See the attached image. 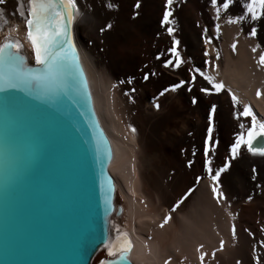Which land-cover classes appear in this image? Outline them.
<instances>
[{
	"label": "bare ground",
	"instance_id": "1",
	"mask_svg": "<svg viewBox=\"0 0 264 264\" xmlns=\"http://www.w3.org/2000/svg\"><path fill=\"white\" fill-rule=\"evenodd\" d=\"M190 1L195 15L189 16L186 23L179 11L170 7L175 30L169 36L167 26L160 23L165 0H139L138 8L137 0H75L73 44L86 72L98 118L113 147L109 172L123 198L122 213L118 209L120 216L114 212L109 217L110 235L91 264L107 258L106 246L118 247L125 238L132 245L128 257L135 264H164L166 260L172 264L176 259V248H170L173 243L197 260L201 253L200 233L205 237L206 250L217 247L211 235L219 219L227 218L236 227L242 223L245 210L251 209L257 217L262 214L259 206L264 195V156L241 146L232 159L229 148L235 139L230 135L242 131L240 126L234 130L233 124H243L245 129L246 123L251 124L250 117L233 115L241 112L245 104L258 122H264L260 112L264 104V70L248 50L255 38L264 53V17L252 21L245 16L237 21L246 35L238 36L242 44L234 54L224 36L228 30L221 25L217 32L218 24L212 18L217 12L211 0ZM221 3L217 0V7ZM245 3L246 0H233L218 17L244 16ZM0 6V44L14 40L27 63L35 64L25 27L28 0H4ZM253 28L255 36L250 35ZM173 38L179 42L177 51L182 64L165 68L166 61L175 59L169 52ZM204 75L223 85L219 93ZM180 81L185 83L171 91ZM202 88L208 90L207 94L201 92ZM258 90L259 104L253 98ZM229 92L237 98L235 107ZM212 105L216 106L213 136L218 141L212 156L213 173L224 165L226 157L229 163L218 178V192L224 197L219 203L211 191L213 182L203 168L202 145ZM130 140L139 149L137 160L134 158L137 168L129 156L133 152V147L129 151ZM237 170L257 177L240 182L235 176ZM135 176L142 184L138 190L144 198L136 194ZM134 194L143 199H136ZM162 208L164 214L160 215L158 210ZM165 216L169 217L166 223Z\"/></svg>",
	"mask_w": 264,
	"mask_h": 264
},
{
	"label": "water",
	"instance_id": "2",
	"mask_svg": "<svg viewBox=\"0 0 264 264\" xmlns=\"http://www.w3.org/2000/svg\"><path fill=\"white\" fill-rule=\"evenodd\" d=\"M76 54L86 93L74 70L54 94L0 92V264H91L110 235L113 147Z\"/></svg>",
	"mask_w": 264,
	"mask_h": 264
},
{
	"label": "snow or ice",
	"instance_id": "3",
	"mask_svg": "<svg viewBox=\"0 0 264 264\" xmlns=\"http://www.w3.org/2000/svg\"><path fill=\"white\" fill-rule=\"evenodd\" d=\"M4 0H0L3 4ZM174 0H165L163 17L161 19V26H167L166 31L169 36H173L174 21L170 19L172 12L170 6ZM233 0H222V3L217 7V0H211L213 8L217 12V16L221 10L229 9ZM30 5L27 11V18L25 20V27L27 29L26 36L31 44V50L34 56V62L37 67H30L25 58L19 54L18 51H13L19 47L18 44L6 42L0 44V92L9 89H18L32 94L35 92L37 97L40 98L45 95L54 94L66 89L67 81L72 75L73 70L79 74L81 78V86L86 93V82L83 81V73L79 66V58L76 54V48L72 39V25H73V9L76 7L75 0H28ZM139 0L135 7H139ZM112 7V5H109ZM245 16H250L252 21H256L264 17V0H246L244 4V16L230 18L228 23H237L238 20H243ZM106 27H111L107 25ZM217 32L219 30V25ZM104 31V29H101ZM250 35H256V29L251 30ZM178 41L173 38L172 47L169 52L175 58L168 60L164 63V67L169 66L176 68L182 64V60L177 51ZM234 47V46H233ZM255 51V49H253ZM207 55V52H205ZM259 63L264 66V53L260 54ZM203 75V74H202ZM144 79L147 80L148 76L145 74ZM195 79V77H193ZM204 79L211 84L212 89L219 93L223 87L220 83L213 82L212 78L204 75ZM185 82L180 81L171 87V91H175L181 87ZM169 89H165L168 91ZM207 89L202 88L201 92L207 94ZM163 94V93H161ZM231 96L233 106L238 103L236 96ZM260 95L259 90L257 96ZM192 103L195 104L196 100L193 98ZM158 107V106H157ZM216 106L212 105L207 116L206 135L203 140V168L208 174V178L213 182L211 188L214 198H217V203L223 199V193L218 192L219 183L218 178L228 167V157L225 158V163L222 167L217 168L213 173L211 164L212 156L215 154L218 141L214 139V125L213 113ZM234 117H250L251 124L245 129L243 124H240L242 131L235 136L234 142L230 145L229 154L232 159H235L239 154L241 146L247 148V151L254 154L264 156V147H256L254 141L258 137L264 138V122H258L257 117L253 114L250 107L245 104L243 110L239 113H234ZM191 164V161H189ZM255 171V170H253ZM200 177H197L199 182ZM191 191V189L189 190ZM251 199V197H249ZM179 203V202H178ZM175 211V208L172 209ZM169 217H164V222L168 221ZM163 225H161L162 227ZM247 231V230H245ZM233 236H235V228H232ZM251 235V233H249ZM131 243L125 238L118 247H107V255L109 257H116V260H100L99 264H118V262H126L127 254L131 250ZM223 247V241H221ZM264 247V245H262ZM203 261V254L200 257ZM253 259L256 257L254 255ZM164 264H168L166 260ZM239 264V262H237Z\"/></svg>",
	"mask_w": 264,
	"mask_h": 264
},
{
	"label": "rangeland",
	"instance_id": "4",
	"mask_svg": "<svg viewBox=\"0 0 264 264\" xmlns=\"http://www.w3.org/2000/svg\"><path fill=\"white\" fill-rule=\"evenodd\" d=\"M192 5L193 4L191 3L190 0H174V3L170 7L177 9L179 11L184 23H186L189 16L195 15V13H194L195 9L193 8ZM2 11H3V8L0 6V13ZM0 17H2V13H1ZM229 17L232 18L231 16H227V19H226V17H223L221 19V17H218L216 15L212 16V18H214L215 22L219 26L222 25L221 28H223L224 31L228 30V33H225L224 36H225V39L227 38L226 42L229 44L230 48L232 49L233 53L235 54V52L236 53L238 52L240 45L242 44L241 43L242 41H240L239 37L242 35L244 36L246 34H244L241 31L240 27L236 23H234V24L228 23ZM225 24H226V26H225ZM240 31L242 34L239 35L238 33ZM229 33L232 36L229 35ZM235 34H236V36H234ZM234 37H236V38H234ZM248 47H249L248 50H250L249 54L252 57H254V59L257 62V65L259 64L258 67L263 68V70H264V66H262L259 63L260 54L263 52H262V49H260L261 47H260L259 43L257 42V40L255 38H253L251 46H248ZM253 49H255V51H253ZM253 95H254L253 98H254L255 102L259 104L260 103L259 96H256V94H253ZM261 108H262V111H260V112L264 117V104H261ZM246 122H247V120H246ZM246 124H247V127L250 126L249 123H246ZM233 126H234V130H235L240 126V123L239 124H233ZM230 136L235 137L236 131H234V133H232ZM129 143L132 144V145H130L131 147L129 148V151L133 147L132 148V150H133L132 154L134 155V153H136V155H134L136 157H134L131 153H129V156L133 157V160H134V158H136L135 160H137V154L139 152L138 146H136L134 141L131 142V140H130ZM135 160H134V162H135L134 168H137L136 163H138V162ZM135 171H136V175L137 174L139 175L138 169L134 170V172ZM134 175H135V173H134ZM235 176H236L237 180H241L240 182H242V181L244 182L247 179L257 177V175L245 173V172L240 171V170L239 171L237 170L235 172ZM138 177L140 178V181L142 183V179H141L140 175ZM138 177L135 176V179H137ZM262 179L264 180V176H262ZM133 180H134V177H133ZM135 181L136 180H134V182ZM140 181H139V179H137V181L135 182V183H137V182L139 183V184L137 183L138 186L134 183L137 186V188L135 187L137 190H138V188H140V185H142L140 183ZM117 192L118 191H116V189H115V197H116ZM136 194L137 195L140 194L139 190H138V193L136 192ZM136 194H134V197L136 199H143L144 198L141 194H140V196L143 198H141V197L138 198V196ZM117 197H118L117 200L119 203L117 204V206L115 208V214L120 216V213H122L121 203L123 204V200H122L123 198L121 197L119 192H118ZM154 199H156V198L153 196V201L156 203L157 201ZM115 200H116V198H115ZM260 201L261 202H260L259 207H261V209H262V214L260 215V217H257L255 215L254 211H252L251 209L245 210L243 217H242V221H241L242 223H240L239 226H236V227L234 226L235 236H233V232H232V228H233L232 223H230V221H228L227 218L222 217L224 219L221 218L217 221V225H216L217 227L215 229L216 233L215 232L212 233L213 237L211 235V239H214L215 242H217L216 243L217 247L214 248L213 251H211L209 249L210 250V252H209L208 250L205 249L206 248L204 246L205 240H203V239H205V237L202 233H200L198 236V240L201 243L200 244L201 253H200L199 258L197 260H196V257L190 256L191 254L189 253V251L185 250L183 247L182 248L184 250L180 247H177V246L175 247L174 243L171 244V247H170L171 249L176 248V249H174L176 259L174 260L172 258H169V260L172 259V261H174L171 263L172 264H237V262H239V264H264V247H262V245H264V195ZM118 209L120 210V213H117ZM147 209L149 211L152 210L151 208L150 209L147 208ZM158 211H159V213L162 212L160 215L164 214L163 208L159 209ZM125 219H126V217L123 216V220H125ZM123 220H122V222H123ZM136 226H138V224ZM245 230H247V231H245ZM249 233H251V235H249ZM221 241H223V247H221ZM202 254H203V261L201 262L200 257ZM254 255L256 257L255 260L253 259Z\"/></svg>",
	"mask_w": 264,
	"mask_h": 264
}]
</instances>
